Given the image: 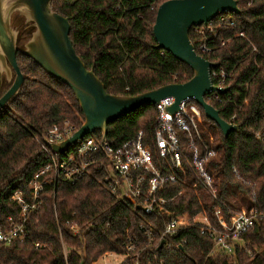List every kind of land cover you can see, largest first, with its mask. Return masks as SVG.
I'll return each instance as SVG.
<instances>
[{
	"label": "trees",
	"instance_id": "16d2710c",
	"mask_svg": "<svg viewBox=\"0 0 264 264\" xmlns=\"http://www.w3.org/2000/svg\"><path fill=\"white\" fill-rule=\"evenodd\" d=\"M165 1L53 0L52 9L69 19L76 53L88 69L94 70L106 90L134 96L166 84L188 82L194 75L188 65L156 47L153 26L158 7ZM237 3L239 12L226 14L230 20L217 17L213 32L202 26L205 34L191 29L190 38L198 54L218 64L212 72L226 74L225 86L229 90L207 101L225 121L238 124L240 130L225 137L199 105L198 128L202 141L216 151L207 168L215 178L220 199L231 207L264 210V0ZM12 24L21 27L17 59L25 81L19 96L0 113V224H5L8 216L20 217L21 209L11 198L13 193L20 190L28 198L34 175L49 160L43 138L55 126H70L74 133L84 122L71 89L33 59L21 55L34 27L27 26L18 14L13 16ZM204 37L211 48L208 53L199 50ZM13 81L4 80L0 97ZM214 83L218 81L214 79ZM156 118V106L147 104L110 123L107 140L117 146L143 131L144 143L160 164ZM95 134L102 137L100 131ZM180 139L184 154L190 157V139L183 133ZM49 148L60 164H66L67 171L80 166L76 153L69 159L73 148L61 152ZM64 169L54 183L44 185L40 208L28 215L27 239L0 244V264H95L106 252L123 254L130 238L144 240L140 226L145 219L140 211L98 181L95 165L74 183L61 178ZM179 175V181L167 184L161 191L162 196L172 199L166 205L169 211L185 218L204 211L214 222L217 201L196 186L186 164ZM72 225L79 228L78 233H74ZM176 237L187 240V244L156 250L164 264H235L232 256L211 254L213 240L197 227L182 229ZM246 239L256 258L251 261L241 254L236 264H264V222ZM37 242L42 246L36 248ZM62 244L67 248V259ZM122 264H132V259Z\"/></svg>",
	"mask_w": 264,
	"mask_h": 264
},
{
	"label": "built area",
	"instance_id": "2783aa9c",
	"mask_svg": "<svg viewBox=\"0 0 264 264\" xmlns=\"http://www.w3.org/2000/svg\"><path fill=\"white\" fill-rule=\"evenodd\" d=\"M220 20L228 19L227 15H220ZM233 25L232 22H230ZM204 26V25H202ZM202 26L193 27L196 34H205ZM205 27L213 32V20ZM243 35V32L240 33ZM207 38L199 43V50L208 53L211 48L207 45ZM224 44V42H222ZM213 80L218 87L225 88L226 74L224 72H212ZM218 92L208 95L207 99H218ZM174 103L173 97H166L156 104L157 118L155 130V142L160 164L154 161L151 150L144 143V132L138 134L123 143L114 146L102 137L91 134L73 147L72 156L76 153L80 158V166L72 172L64 169L66 164H60L56 155L51 154L50 146L60 143L73 134L70 126L59 128L53 127L48 136L43 138V148L49 156V160L36 172L30 183L28 198L23 191L17 190L12 195L21 209L19 218L8 216L5 224H0V244L11 245L14 242H23L28 237V215L40 208L42 204L41 192L44 185L54 183L59 171L64 169L62 179L70 182L79 180L95 165L98 181L112 194L117 195L125 203L137 208L145 219L140 228L144 233V240L137 237L130 238L124 249L125 259H132V264H164L163 258H159L156 250L169 249L177 244L180 247L187 244V240H177V233L182 229L197 227L200 233L207 235L214 242L211 254H223L234 257V262L239 260L240 255L249 256L250 260L256 258V253L249 248V240L246 236L257 226L264 222V210L248 207H231L219 197L215 178L207 168L210 159L215 157L216 151L213 146L206 145L199 135L198 124L201 121V110L193 99L182 100L179 109L171 114L167 108ZM58 129V130H57ZM185 134L189 139L191 156L184 154L181 145L180 134ZM94 164V165H93ZM185 164L195 178L196 186L205 190L215 201L214 222L203 211L194 217L185 218L172 214L167 208V199L161 195L167 184L175 183L181 179L180 172ZM53 173L51 180H44ZM236 172V169H234ZM162 225V226H161ZM161 226V227H160ZM74 233L79 228L71 226ZM164 240L161 248L159 245ZM63 245L65 259L67 248ZM36 248L42 246L35 244ZM115 252H106L95 262L102 260L101 264H112L106 260L109 256H115Z\"/></svg>",
	"mask_w": 264,
	"mask_h": 264
},
{
	"label": "water",
	"instance_id": "95a60500",
	"mask_svg": "<svg viewBox=\"0 0 264 264\" xmlns=\"http://www.w3.org/2000/svg\"><path fill=\"white\" fill-rule=\"evenodd\" d=\"M53 0H0V88L3 73L11 80V87L0 97V113L7 104L18 97L24 84L19 68V29L12 26L14 13L22 16L34 30L20 50L21 55L33 59L48 74L60 80L73 92L84 116L82 126L70 137L54 143L53 149L61 152L73 147L85 137L101 132L107 139L108 125L119 118L145 107L156 105L161 99L173 97L174 103L167 110L174 114L182 100L193 99L205 116L214 121L227 137L239 132L238 124L225 121L219 111L207 101L213 92L226 93L229 88L215 85L212 71L218 64L198 54L190 32L193 27L207 25L220 15L238 13L237 0H167L157 10L153 26L156 47L170 52L176 59L188 65L194 72L185 83H171L138 95L109 93L104 83L88 69L76 53L70 37L69 19L52 9ZM164 240L159 245L162 247Z\"/></svg>",
	"mask_w": 264,
	"mask_h": 264
},
{
	"label": "rangeland",
	"instance_id": "374dc122",
	"mask_svg": "<svg viewBox=\"0 0 264 264\" xmlns=\"http://www.w3.org/2000/svg\"><path fill=\"white\" fill-rule=\"evenodd\" d=\"M15 14H16V13H14L13 16H14ZM13 16H12V18H13ZM19 16H20V15H19ZM21 17H22V16H21ZM22 18H23V17H22ZM23 22H24L27 26L31 27V26H30V23H26L24 18H23ZM12 26H13V27H17V28L19 29V32H20V28H21V27L14 26L13 24H12ZM14 78H15V76H14V72H13V75H12L11 80L7 79V78H6V74L3 73V82H4V80H6L7 82H11ZM3 82H2V85H3ZM57 130H58V129H57ZM210 141L213 142V137H212V136L210 137ZM91 170H92V169H90L89 172H91ZM53 175H54V174L51 172L48 176H46V177L44 178V180H51L52 177H53ZM235 207L240 208V207H245V206H243V205H239V206H235ZM125 257H126V256H125L124 254H116L115 256H112V257L109 256V257H107L106 260H107L108 262H111L112 264H120V263L125 259ZM101 263H103V261H102V260H99L96 264H101Z\"/></svg>",
	"mask_w": 264,
	"mask_h": 264
},
{
	"label": "flooded vegetation",
	"instance_id": "af4514ba",
	"mask_svg": "<svg viewBox=\"0 0 264 264\" xmlns=\"http://www.w3.org/2000/svg\"><path fill=\"white\" fill-rule=\"evenodd\" d=\"M2 87V86H1ZM1 89V88H0Z\"/></svg>",
	"mask_w": 264,
	"mask_h": 264
}]
</instances>
